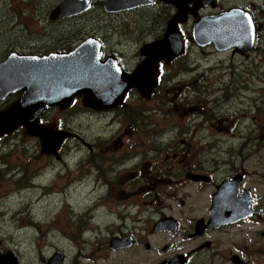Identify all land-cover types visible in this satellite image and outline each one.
Here are the masks:
<instances>
[{
  "label": "flooded vegetation",
  "instance_id": "af4514ba",
  "mask_svg": "<svg viewBox=\"0 0 264 264\" xmlns=\"http://www.w3.org/2000/svg\"><path fill=\"white\" fill-rule=\"evenodd\" d=\"M91 1V10L94 3L102 1L104 9V0ZM41 5L38 14L42 16ZM180 8L187 10L188 17L178 25L186 51L154 64L158 65V85L154 89H130L123 101L111 109L88 108L80 103L81 98H75L68 110L77 106L76 113L67 112L60 126L73 134L62 144L61 162L66 164L74 151L87 150L80 152L77 165L80 170L84 166L91 169L100 198L88 201L92 205L88 213L97 217L100 210L109 208L103 216L117 219L108 237L112 250L144 245L141 254H150L151 258L140 263L146 264H264V260H253L256 254L264 252V114L230 115L224 108L231 99L241 104L259 103L248 100L256 87L250 83L239 86L238 97L225 96L221 100L213 96L220 81L230 84L232 61L260 57L264 67V0H156L152 5L104 13L112 19L122 16L139 20L149 10L152 15H164L162 22H168ZM231 9L237 10L241 22L249 25L251 18L250 42L230 49H219L214 43L198 44L192 35L196 17ZM24 11L27 12L25 8ZM99 17L95 22L102 20ZM15 20L16 15L9 9L0 11L1 41L9 40L2 33H9L7 22ZM129 24L128 33L136 22ZM129 35L132 37L115 41L110 50L105 46L107 37L102 36V59L113 57L124 71L132 72L145 59V45L163 35ZM18 42L11 38L7 47L2 43L0 63L13 52H50H36L29 41L18 47ZM210 56L216 57L210 61ZM217 60L220 61L216 63ZM211 66L217 69L214 85L203 78L197 81L198 77H185L204 76L202 70ZM4 94L0 95V106L12 103L20 95ZM88 113L95 117L93 121H89ZM74 176H78L79 182L85 180L83 176ZM4 211L0 208V212ZM82 212L78 211V219ZM166 220L170 224H164ZM93 223L95 227L100 225ZM93 230L94 226L86 228ZM12 252L17 258L6 260L8 254L2 251L0 238V264H23L18 252ZM62 254L59 264H66V255ZM41 264H53V258Z\"/></svg>",
  "mask_w": 264,
  "mask_h": 264
},
{
  "label": "rangeland",
  "instance_id": "374dc122",
  "mask_svg": "<svg viewBox=\"0 0 264 264\" xmlns=\"http://www.w3.org/2000/svg\"><path fill=\"white\" fill-rule=\"evenodd\" d=\"M56 1L0 0V11L9 9L13 15H16L15 22H7L12 30L11 33H2L9 40L6 42H4V39L0 40V46L3 43V46L7 47L11 38H17L19 41L18 47L25 46L26 42L29 41L33 43L36 52H40L39 50L48 47L53 39L56 43L61 44L60 47L56 48L57 50L64 48L73 51L87 41L89 34L87 31H90L98 33L101 37L106 36L108 40L106 46L110 50L119 38L132 37L125 31L113 33V30L109 28L110 26H118L119 22H122V27L128 28L130 22L125 21L129 19L122 16L113 19L105 17L99 22H93L91 25L88 22H70L72 20L67 21L66 19L63 21L64 23L60 24L52 22L48 12ZM41 2L43 5H41ZM40 5L42 16L38 14ZM24 8L27 12L24 11ZM45 8L48 10L44 14ZM90 16H93V14H90ZM19 17H23V20L27 22H22ZM122 19L125 21H122ZM136 19H133V22ZM149 20L142 19L141 25L134 24L133 27H130L133 29L130 34L135 38L142 35L160 34L159 26L162 22H156L155 27L149 24L147 29L149 32H145L144 24L145 21L150 22ZM56 43L49 49H53ZM261 47H264V40L261 42ZM134 52L135 47L131 50L130 57L134 55ZM2 55L0 54V58ZM215 57L210 56L207 59L212 61ZM219 61L217 60L216 63ZM262 62L260 57L232 61L234 67L230 69L232 77L230 84L225 85L220 81L219 90L213 96L221 100L225 96L228 98L231 95L238 97L241 94L239 86L245 87L249 83L254 86L257 84L259 86L258 92L250 95L248 100L259 101V103L241 104L231 99L224 104L227 114H264V67L261 65ZM213 66L202 70L201 73L204 76L189 74L185 77H198L197 81L203 78L214 85L213 74L217 69H213ZM258 77L260 81H258ZM88 101L91 102L89 97ZM80 103L83 105V97ZM64 105H67V103ZM87 107L93 108L91 106ZM69 108L53 107L51 112H49L50 109H47L42 117L45 118L51 128L57 129L60 121L67 112H70ZM260 108L261 110H259ZM98 110L105 111L107 109ZM87 115L90 116V121L94 120V116L89 113ZM98 122L99 126L102 127L103 124L100 121ZM20 130L21 132L8 135V137L2 139L0 145V208L6 210L5 213L0 212L2 251L4 253L17 251L23 264H41L45 259L53 257L58 252H63L66 255V264H146L140 263L143 259L151 258L150 254L145 256L141 254V247H144V245L134 246L131 244L132 246L119 250L110 248L108 237L112 233L113 222L117 219L111 218V220L103 216L104 213L109 212V208L100 210L97 217L89 215L88 208H91L92 205L88 201L94 199L99 201L100 198H97L99 190H95L90 175L91 169L84 166L80 170L81 168L77 165L80 156H82L80 152H87V150L72 152L67 161V167L60 169V164H64L61 163L60 149L50 153L53 158L42 155L40 140L32 139L28 132ZM231 141L234 142V139ZM193 144L199 146L196 142H193ZM74 175L83 176L85 180L79 182L78 176ZM33 183L38 186L33 187ZM69 203L73 207L69 206ZM78 211H84L79 219ZM68 219L78 220L73 222ZM33 222L37 226H34ZM93 222L100 225L95 227ZM30 223L32 224L30 225ZM90 226H94V230L86 231V228ZM49 228L51 232L48 231ZM122 236L125 238L123 234ZM147 251L148 249L145 252L147 253ZM155 256L159 257L156 252ZM253 260L255 262L264 260V252L256 254Z\"/></svg>",
  "mask_w": 264,
  "mask_h": 264
},
{
  "label": "water",
  "instance_id": "95a60500",
  "mask_svg": "<svg viewBox=\"0 0 264 264\" xmlns=\"http://www.w3.org/2000/svg\"><path fill=\"white\" fill-rule=\"evenodd\" d=\"M106 1V8L109 11H118L127 7H137L153 2L152 0ZM89 9H91L90 0H62L51 12V19L58 21L82 14ZM232 14L234 13L229 11L223 15L219 14L214 17L203 18V22H195L194 28H197L199 23L204 24L207 27L206 30L209 28H220L218 22L207 21L232 16ZM186 19V12L180 10L175 19H173L174 22H172L173 20L170 21L165 39H163L164 41L162 40L157 43L160 44L164 42L168 47L165 46V48H163L164 51L162 50V54L159 53L156 57L147 61L150 62L148 67L149 73L146 75L147 77H145L144 83L139 79V75L142 69L147 67H145L147 62L140 64L132 74L123 72L122 69L117 66L120 75L118 77L117 74H113L112 69H109V65L97 66V58L92 57L91 51L88 49L90 45L89 42L93 45L96 44V41L93 39L86 41L82 46L68 54L37 56L14 53L10 55L4 62L0 63V83L2 84L9 81L10 85L12 79V84L16 85L13 91L22 90L23 94L9 108L0 110V138L12 134L20 127H25L29 134L41 135L42 146L45 152L57 151L62 145L64 135L58 132H47L46 126L44 125L40 127V114L58 105L62 109L68 108L73 99L78 95L84 96L85 104L88 106L103 107L104 101H107L108 104L106 108H109L113 106L114 103H111V101L114 98L115 100L122 101L126 92L134 87L139 89L153 88L157 81L153 63L163 58L171 60L184 52L183 47L179 50L176 49L178 47L172 45V43L176 44L172 40L179 36V44H183L178 29V23L180 20L186 21ZM232 27L237 31L235 24L232 23ZM196 31L197 30H195V34L197 35ZM214 35L217 39L221 37V33L217 34L214 32ZM225 35L235 36L236 33H225ZM157 44L148 46L151 48ZM233 46H235V44H229L226 47L231 48ZM100 63L102 62L100 61ZM74 71L75 75L72 73ZM136 76L138 81L135 78ZM7 93H11V91ZM96 94H98L97 96L100 98H98ZM88 97L91 102L88 101ZM65 103H67V105H64ZM55 257L54 258L57 259L60 256L56 255ZM7 258L13 259L11 256H7Z\"/></svg>",
  "mask_w": 264,
  "mask_h": 264
},
{
  "label": "trees",
  "instance_id": "16d2710c",
  "mask_svg": "<svg viewBox=\"0 0 264 264\" xmlns=\"http://www.w3.org/2000/svg\"><path fill=\"white\" fill-rule=\"evenodd\" d=\"M58 2V0L56 1V3ZM55 3V4H56ZM54 4V5H55ZM53 5V6H54ZM53 6L49 9V10H51L52 8H53ZM105 12V10L103 9V1L101 2V4H97V3H94V8H93V10H91V11H89V12H87V13H83V14H81V15H79V16H77V17H70V18H66V20L67 21H69V20H72V19H76V21L75 20H72V21H70V22H95L96 20H97V18L100 16V17H102V18H105V17H109V16H106V12ZM90 14H93V16H90ZM103 14V15H102ZM110 18V17H109ZM112 19V18H111ZM119 19V18H118ZM142 19H150L149 21L150 22H147V21H145V24H144V28H145V32L147 31V32H149L147 29H148V25L149 24H151V25H153L154 27H155V25H156V22H162L164 19H165V16L164 15H152L151 14V11H146L143 15H141L140 16V18H139V20H135V22H136V25H141V20ZM122 21H125L124 19H122ZM134 20H128V21H125V22H133ZM52 22H54V21H52ZM97 22H99V21H97ZM59 24L60 23H62V22H58ZM64 23V22H63ZM166 23H167V25H168V22H162V24L159 26V32H161L160 34H158V35H156V38L157 37H161L162 35L164 36V34H165V32H166V29H167V25H166ZM93 24V23H92ZM91 25V24H90ZM165 25H166V28H165ZM120 26V27H119ZM123 25H122V22H119V24H118V26H110L109 28H111L112 30H113V33H121L122 31H125V32H127L128 30H127V28L125 27H122ZM165 30V31H164ZM11 31L12 30H10L9 31V33H11ZM139 31V30H138ZM143 31V30H142ZM153 31V30H152ZM163 31H164V34H163ZM88 33V36H94V35H98V33H95V32H90V31H87ZM132 31H129V33H131ZM137 32V31H136ZM8 33V34H9ZM154 37H155V35H154ZM7 38V37H6ZM56 42L52 39L51 41H50V45L48 46V47H46L45 49H43V50H50L49 49V47L51 48V46H53L54 44H55ZM10 44V43H9ZM8 44V45H9ZM60 45L61 44H59V43H56V45L54 46V48L53 49H51L50 50V52H56V51H63V52H67V51H69L68 49H64V48H62V49H60V50H57L56 48H58V47H60ZM259 78V77H258ZM258 81H260V78L258 79ZM256 88L254 89L255 90V92H258V89H259V87H258V85L256 84V86H255ZM12 101H14V100H12ZM11 101V102H12ZM8 105H9V102H7V103H4L3 104V106L2 107H0V110L1 109H4V108H6V107H8ZM10 105H11V103H10ZM78 107L77 106H74V108L69 112V115H74L75 113H76V109H77ZM53 110V109H52ZM52 110H49V112H51ZM259 110H261V108L259 109ZM43 119V122H45L46 124H47V122H46V120H45V118L43 117L42 118ZM20 129H22V132H27V129L25 128V127H22V128H20ZM20 129H18L16 132H14L15 134H17L18 132H21V130ZM30 136V135H29ZM32 139H39V137H35V135H33V136H30ZM30 139V138H29ZM1 145V144H0ZM22 146H23V144H22ZM40 146H41V142H40ZM41 154H42V150H41ZM18 183V182H17ZM17 186H18V184H17ZM23 189V188H22Z\"/></svg>",
  "mask_w": 264,
  "mask_h": 264
},
{
  "label": "bare ground",
  "instance_id": "6f19581e",
  "mask_svg": "<svg viewBox=\"0 0 264 264\" xmlns=\"http://www.w3.org/2000/svg\"><path fill=\"white\" fill-rule=\"evenodd\" d=\"M10 82H8L7 84L3 85L0 83V89L3 91V93H7V92H12L13 89L15 88L16 85L12 84V79H11V84L9 85ZM76 178V177H75ZM73 181V180H72ZM62 188V187H61ZM60 190V189H59ZM57 191V190H56ZM61 191V190H60ZM59 192V191H58Z\"/></svg>",
  "mask_w": 264,
  "mask_h": 264
},
{
  "label": "snow or ice",
  "instance_id": "6c2138e0",
  "mask_svg": "<svg viewBox=\"0 0 264 264\" xmlns=\"http://www.w3.org/2000/svg\"><path fill=\"white\" fill-rule=\"evenodd\" d=\"M248 23H249V25L251 24V18H249Z\"/></svg>",
  "mask_w": 264,
  "mask_h": 264
}]
</instances>
